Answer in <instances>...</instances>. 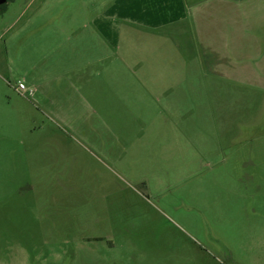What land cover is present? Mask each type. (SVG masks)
Returning <instances> with one entry per match:
<instances>
[{"label":"rangeland","instance_id":"obj_1","mask_svg":"<svg viewBox=\"0 0 264 264\" xmlns=\"http://www.w3.org/2000/svg\"><path fill=\"white\" fill-rule=\"evenodd\" d=\"M99 1L0 15V264H264V0H183L164 29L186 60L170 107L120 84L102 113L80 123L71 91L50 120L15 90L27 51Z\"/></svg>","mask_w":264,"mask_h":264},{"label":"crops","instance_id":"obj_2","mask_svg":"<svg viewBox=\"0 0 264 264\" xmlns=\"http://www.w3.org/2000/svg\"><path fill=\"white\" fill-rule=\"evenodd\" d=\"M182 8L183 0H174L173 5L172 0H100L92 12L86 13L85 6L81 22L66 20L60 25L56 19H47L37 32L33 50L27 51L31 63L27 72L29 89L16 91L42 103L39 113L50 120L54 113L59 119L67 117L64 101L71 91L72 99L78 102L75 112L79 120L87 111L96 114L94 107L102 113L101 91L120 84L134 90L136 85L143 93L142 99L146 96L152 103L165 101L170 107L182 88L186 60L173 34L164 29L176 27L183 17ZM40 14L36 18L43 16ZM60 30L64 35L61 44V39H52V33ZM51 46L62 59L49 66L45 62L52 59ZM98 119L102 122L103 118Z\"/></svg>","mask_w":264,"mask_h":264},{"label":"built area","instance_id":"obj_3","mask_svg":"<svg viewBox=\"0 0 264 264\" xmlns=\"http://www.w3.org/2000/svg\"><path fill=\"white\" fill-rule=\"evenodd\" d=\"M15 90H18L19 92H25L26 91V87L23 83H19L18 86L15 88Z\"/></svg>","mask_w":264,"mask_h":264},{"label":"trees","instance_id":"obj_4","mask_svg":"<svg viewBox=\"0 0 264 264\" xmlns=\"http://www.w3.org/2000/svg\"><path fill=\"white\" fill-rule=\"evenodd\" d=\"M9 0H7L6 2H8ZM6 3H4V4H2V5H0V15L4 12V5H5Z\"/></svg>","mask_w":264,"mask_h":264},{"label":"water","instance_id":"obj_5","mask_svg":"<svg viewBox=\"0 0 264 264\" xmlns=\"http://www.w3.org/2000/svg\"><path fill=\"white\" fill-rule=\"evenodd\" d=\"M7 0H0V5L6 3Z\"/></svg>","mask_w":264,"mask_h":264}]
</instances>
